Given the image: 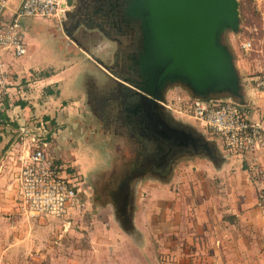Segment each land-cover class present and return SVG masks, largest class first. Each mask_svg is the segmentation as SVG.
<instances>
[{
	"label": "crops",
	"instance_id": "crops-1",
	"mask_svg": "<svg viewBox=\"0 0 264 264\" xmlns=\"http://www.w3.org/2000/svg\"><path fill=\"white\" fill-rule=\"evenodd\" d=\"M255 31L256 50L248 55V60L240 61L237 71L242 81L245 111L251 121L257 122L264 121V93L256 87L258 74L264 70V23H260ZM62 37L73 49L69 52L73 59L61 68L48 67L50 71L38 82L22 79L27 77L23 76L24 73L34 70L29 57L8 60L10 84L0 94V114L5 117L0 115V264H100L103 260L106 264L154 263V242L161 238L154 236L158 230L156 226L169 229V223L160 224L159 221L165 223L171 218V199L165 185L178 163L171 170L166 165L163 174L145 172L136 175L142 163H132L135 153V158L127 163L100 167L93 180L85 177L92 169L89 163H84V151L97 143L86 132L89 108L85 106V70L94 66L103 74L105 71L93 62V53L83 44L79 45L67 34H62ZM77 75H82L80 82ZM93 81L99 90L100 83L95 78ZM176 88L177 85L169 88L165 94L163 105L169 119L172 123L190 127L211 144L216 156L211 161L216 163L218 152L211 139L203 135L205 132L202 134L168 111L172 107L181 109L179 93L172 99H166L167 93ZM189 100L187 102H191ZM88 103L90 105V101ZM189 107L190 104L185 105V110ZM178 114L183 115L182 110ZM42 121L46 122L49 131L48 154L63 169L77 172L83 183L80 197L84 208L74 214L72 227L63 221L29 220L20 215L16 205L18 161L27 156V151L24 145L15 142L14 132L21 125L35 123L38 127ZM210 135H213L211 131ZM204 156L208 157L194 153L179 163ZM237 157L246 165L243 167L246 175L250 171L249 177L253 176L256 183V178L259 179L262 187L260 171H264V151ZM121 198L127 199V222L122 221L123 215L117 208ZM127 223L129 229L126 228ZM135 231H147L150 239L148 237L146 243L132 239ZM182 245L185 246L184 243ZM124 248L129 256L123 254ZM180 256L185 258L182 254Z\"/></svg>",
	"mask_w": 264,
	"mask_h": 264
},
{
	"label": "rangeland",
	"instance_id": "rangeland-1",
	"mask_svg": "<svg viewBox=\"0 0 264 264\" xmlns=\"http://www.w3.org/2000/svg\"><path fill=\"white\" fill-rule=\"evenodd\" d=\"M238 1L241 23L239 32L236 34L227 32L223 37V42L234 55L236 68L239 67L241 60L245 61L250 57L242 49V41L253 39L254 52L258 45L255 37L258 30L255 29L260 23H264L255 0ZM92 5L93 3L89 5L90 10ZM67 11L75 10L68 8ZM66 13L58 19L49 21L42 19L24 21L28 39V55L25 58L29 57V61L34 63V70L23 74L27 75L26 78H22L24 81L38 82L48 74L50 71L48 67L61 68L73 59V55L69 54L73 49L62 37V34L66 36L63 25L69 23ZM93 35L82 40L83 46L93 53L94 58L110 65L115 44L98 33ZM92 60L95 62L93 57ZM78 68L81 69L80 66ZM85 71H87L84 82L85 106L89 108L86 132L88 131V136L97 143H93L84 151L83 160L84 163H89L92 169L89 176L85 177L93 180L100 167L109 168L110 163H127L133 160L136 149L133 146L134 139L129 136L127 128L121 125L119 120L118 123L115 121L106 125L105 121L101 120L103 114L98 106L94 105L98 96L111 95L113 81L117 77L106 69L103 74L94 66L87 67ZM263 72L264 70L260 74ZM78 77L80 82L82 75H77ZM94 78L100 83L99 90H96ZM177 86L178 88L167 93L166 99H172L179 93L181 109L172 107L173 109L168 111L176 115L180 121L191 124L202 134L204 131L203 135L211 139L219 158L216 163L204 156L188 159L176 165L168 184L165 185L171 199V218L165 223L159 221L160 224L169 223V229H166V226H156L158 230L154 236L161 238L159 242H154V263L145 264H264V211L258 201L261 187L259 179L256 178L257 184L255 179H252L253 176L249 177L250 171L246 175L243 168L246 165L242 160L237 155L229 154L220 140L210 135V130L193 118L188 109L185 110V105L191 104L187 101L192 99V95L185 87ZM179 110H182L183 115L178 114ZM32 125L30 126L33 128L36 126L35 123ZM72 222L73 220L70 227L73 225ZM128 227L129 224L126 225V228ZM148 237L150 239V233L147 231H135L132 239H140L146 243ZM181 247L184 250L180 251ZM123 254L130 255L129 252H125V248ZM100 264H106V261L103 260Z\"/></svg>",
	"mask_w": 264,
	"mask_h": 264
},
{
	"label": "built area",
	"instance_id": "built-area-1",
	"mask_svg": "<svg viewBox=\"0 0 264 264\" xmlns=\"http://www.w3.org/2000/svg\"><path fill=\"white\" fill-rule=\"evenodd\" d=\"M68 0H0V94L8 89V60L16 61L28 54L24 21L58 19L67 12ZM264 20V0H255ZM249 55L254 40L241 43ZM256 87L264 93V72L256 79ZM194 118L203 123L229 154L247 155L264 151V121H251L244 105L225 98L203 100L192 98L189 107ZM15 142L25 146L27 156L19 159L16 181V205L21 216L29 220L63 221L71 225L75 213L84 208L81 200L82 180L77 172H68L51 157L46 122L38 127L21 125L15 130ZM259 206L264 211V171Z\"/></svg>",
	"mask_w": 264,
	"mask_h": 264
},
{
	"label": "water",
	"instance_id": "water-1",
	"mask_svg": "<svg viewBox=\"0 0 264 264\" xmlns=\"http://www.w3.org/2000/svg\"><path fill=\"white\" fill-rule=\"evenodd\" d=\"M239 7L238 0H127L125 15L139 22L143 43L137 61L141 82L128 84L147 97V104L136 107L143 119L162 108L168 87L175 85L185 87L193 98L225 96L243 105L234 55L223 42L225 33L239 32ZM94 60L109 71L103 61ZM200 147L216 159L206 140L196 145L198 154Z\"/></svg>",
	"mask_w": 264,
	"mask_h": 264
},
{
	"label": "flooded vegetation",
	"instance_id": "flooded-vegetation-1",
	"mask_svg": "<svg viewBox=\"0 0 264 264\" xmlns=\"http://www.w3.org/2000/svg\"><path fill=\"white\" fill-rule=\"evenodd\" d=\"M126 2L127 0H72L71 8L75 11H67L69 23H64L63 30L79 45H82V40L93 37L94 33L115 44L112 63L105 64L117 77L113 81V91L108 97L96 98V105L103 114L101 120L106 125L115 121L118 123L119 120L127 128L129 136L133 137L136 158L132 163H142L136 175L145 172L163 174L166 165L171 170L180 161L193 156L196 145H203L204 140L190 127L172 123L163 104L162 108L151 110L152 116L147 119L137 113L136 107L147 104V97L128 83L137 85L141 82L137 61L143 43L139 22L130 20L125 15ZM91 3L93 5L90 10ZM171 87L173 86L168 89ZM94 114L97 115L96 112ZM210 146L214 151L213 146ZM200 149L205 150L202 147ZM203 150L201 154L206 155ZM127 206V199L124 198L117 203L123 222L128 221Z\"/></svg>",
	"mask_w": 264,
	"mask_h": 264
},
{
	"label": "trees",
	"instance_id": "trees-1",
	"mask_svg": "<svg viewBox=\"0 0 264 264\" xmlns=\"http://www.w3.org/2000/svg\"><path fill=\"white\" fill-rule=\"evenodd\" d=\"M48 94H50V95H52L53 93H48ZM213 98H220V97H218V96H214ZM236 101V100H235ZM1 116H2V118H5L2 114H0Z\"/></svg>",
	"mask_w": 264,
	"mask_h": 264
}]
</instances>
